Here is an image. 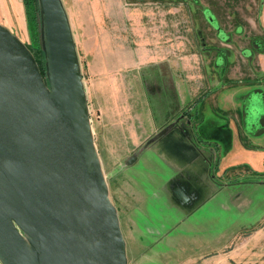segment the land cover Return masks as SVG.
I'll use <instances>...</instances> for the list:
<instances>
[{"label":"rangeland","instance_id":"obj_1","mask_svg":"<svg viewBox=\"0 0 264 264\" xmlns=\"http://www.w3.org/2000/svg\"><path fill=\"white\" fill-rule=\"evenodd\" d=\"M61 1L128 264H168L164 236L177 247L178 220L198 210L178 191L174 200L181 182L216 186L185 229L202 212H228L231 264H264V0ZM0 22L47 77L40 0H0Z\"/></svg>","mask_w":264,"mask_h":264},{"label":"water","instance_id":"obj_2","mask_svg":"<svg viewBox=\"0 0 264 264\" xmlns=\"http://www.w3.org/2000/svg\"><path fill=\"white\" fill-rule=\"evenodd\" d=\"M40 5L47 77L0 22V260L128 264L66 10Z\"/></svg>","mask_w":264,"mask_h":264},{"label":"crops","instance_id":"obj_3","mask_svg":"<svg viewBox=\"0 0 264 264\" xmlns=\"http://www.w3.org/2000/svg\"><path fill=\"white\" fill-rule=\"evenodd\" d=\"M167 54L168 55L165 56L166 58L174 59L177 57L178 52H170ZM122 58H125V56H122ZM139 58L140 64L138 63V68L142 64H147L145 62L146 57L144 55L139 56ZM172 61L173 62L169 63V66H171L173 69H175V65H177L178 68L180 67V62L175 63L174 60ZM185 65L186 63L184 61V69H186ZM181 71L177 72V74L180 75ZM185 146L187 147H184L179 152L182 154L191 155L194 150L193 145H190V147H188V145ZM207 188L208 186L203 187L200 193L199 187L198 189L196 188L195 191H189L187 189V184L181 182L174 188V200L176 201L175 191H178V200L181 201L178 204L183 208H187L186 206L195 203L198 206V210L196 212H192L198 214L200 213L199 210L204 209L202 206L213 200L212 198H214L216 195V186H214V195H211L212 190ZM192 212H189L188 214L186 211H184L186 216H182V218L178 220L183 221L179 222L177 228V247H175L176 245L171 238L172 233L169 234V236H167L168 234L164 236L165 239L163 238L164 240L161 245L162 263H165L164 261H168V264H231L232 255L230 254L231 251L228 250L227 242L230 240L232 243L234 240L233 215L231 216L228 212H220L219 214L216 212L205 211L200 214L201 218L196 216L197 218L194 220V223H191L193 226H189L188 229H185L184 226L187 225L186 223H188L190 217H192L190 216ZM228 233L230 235L229 239L226 238ZM169 239L172 241L171 244ZM182 242L184 243L181 244ZM154 259H156L155 256ZM171 259H175V262L169 263V260Z\"/></svg>","mask_w":264,"mask_h":264},{"label":"trees","instance_id":"obj_4","mask_svg":"<svg viewBox=\"0 0 264 264\" xmlns=\"http://www.w3.org/2000/svg\"><path fill=\"white\" fill-rule=\"evenodd\" d=\"M37 1V0H36Z\"/></svg>","mask_w":264,"mask_h":264}]
</instances>
